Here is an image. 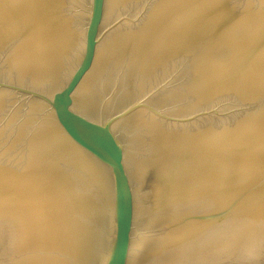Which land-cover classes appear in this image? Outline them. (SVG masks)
I'll return each mask as SVG.
<instances>
[{
	"label": "water",
	"instance_id": "95a60500",
	"mask_svg": "<svg viewBox=\"0 0 264 264\" xmlns=\"http://www.w3.org/2000/svg\"><path fill=\"white\" fill-rule=\"evenodd\" d=\"M0 264H264V0H0Z\"/></svg>",
	"mask_w": 264,
	"mask_h": 264
}]
</instances>
